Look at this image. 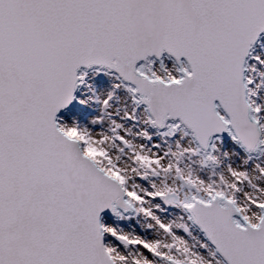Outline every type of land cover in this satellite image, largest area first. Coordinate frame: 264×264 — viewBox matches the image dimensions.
<instances>
[{
	"label": "snow or ice",
	"instance_id": "snow-or-ice-1",
	"mask_svg": "<svg viewBox=\"0 0 264 264\" xmlns=\"http://www.w3.org/2000/svg\"><path fill=\"white\" fill-rule=\"evenodd\" d=\"M262 36L264 0H0V264H264V165L222 167L214 140L264 156ZM93 66L135 107L120 115L110 92L99 130L59 124ZM141 106L134 132L121 121ZM190 225L210 258L178 234Z\"/></svg>",
	"mask_w": 264,
	"mask_h": 264
},
{
	"label": "rangeland",
	"instance_id": "rangeland-1",
	"mask_svg": "<svg viewBox=\"0 0 264 264\" xmlns=\"http://www.w3.org/2000/svg\"><path fill=\"white\" fill-rule=\"evenodd\" d=\"M261 45H264V37L261 39V43L256 46V52L260 51ZM255 54V53H254ZM167 62V61H166ZM118 83L116 79L114 78V75L111 74H103L98 71H90L86 73V79L84 86L80 87L75 104L65 113H63L59 119V124H71L73 122L82 125L84 127H88L92 129L93 131H96V126L91 125L89 126L87 124V120L90 118L96 119L100 115V106L95 103V100L97 98H101L100 93V87H103L106 90V94L112 92L114 93V99L112 101L113 108L117 109L114 105V100H124L125 104L127 106L124 107L123 110L117 109L120 112V115H123L125 111L131 112L132 107L128 105L129 98L126 94V92L123 90V88L116 89L113 87ZM90 86V87H89ZM79 100H85L86 104L81 105L77 101ZM135 107V106H134ZM136 123L133 124L131 121H121L124 123L125 127H131L134 132L138 131L141 128H144L145 126L142 124V121L144 120L143 117V110L142 107L137 109L136 111ZM107 126V124L105 125ZM147 131L149 134L153 137L152 143H159L162 148H166L167 145L165 144V140H167L168 143H173L174 139L168 140V138L161 136L162 132H159L155 130L154 128H147ZM71 137L78 138L75 134H73ZM217 147L219 148L218 155L221 157L223 163L222 167L226 166L228 164H231L232 166H244L245 168L251 170L255 163H262L264 165V156L260 155L255 158L251 157L250 160H248L249 156H247L245 153H241V148L236 147L235 143L231 139L224 138L220 141H217ZM227 153L228 156H225L224 154ZM86 155L89 156L91 159H97V155L93 152H88ZM248 160L247 165H244V161ZM219 170V169H218ZM217 170V171H218ZM201 175L206 178L207 176V170L204 172H201ZM257 183L262 184V179L260 181H257ZM161 207L164 209L162 213H160L161 218L167 221H175L177 223L179 222H187L186 216L184 212L180 209H177L175 211L173 207L165 206L161 204ZM183 218V219H181ZM102 224H105L106 226H112L116 227L118 230L123 229L124 231L134 232L137 235H141L146 238H151L153 233L151 230L147 229L145 226V221L141 217H136L134 215H131V218H125L124 220L120 219H108L103 218ZM191 229V236L185 235L182 231L178 234L184 236L185 239L189 241V243L194 244L196 246V250L200 251L206 258L209 257V253L213 250H210L209 245L208 249H200V243H207L206 241H202L201 234L194 228L190 227ZM105 243H111L113 245H119V243L115 242L112 238L106 237Z\"/></svg>",
	"mask_w": 264,
	"mask_h": 264
},
{
	"label": "water",
	"instance_id": "water-1",
	"mask_svg": "<svg viewBox=\"0 0 264 264\" xmlns=\"http://www.w3.org/2000/svg\"><path fill=\"white\" fill-rule=\"evenodd\" d=\"M262 37H264V36H262ZM262 37H261V39H262ZM167 63H169V65L172 63V61H167ZM93 70H95V71H98V72H100V73H103V74H111V75H114L115 76V74L114 73H109L108 72V70L107 69H98L96 66H93L92 68H81L80 69V72L81 73H88V72H90V71H93ZM117 81V80H116ZM79 89L80 88H78L77 90H76V92L74 93V96L75 97H77V93H78V91H79ZM127 94V93H126ZM127 96H128V94H127ZM129 98V97H128ZM129 100H130V98H129ZM75 102H76V100H74L73 101V103L71 104V105H69V107L68 108H66V109H64V110H62L61 112H59L58 114H57V122H58V119H59V117L63 114V113H65L66 111H68L74 104H75ZM131 102V101H130ZM133 107H134V105H132ZM142 107V110H143V106H141ZM143 117H144V119H145V116H144V114H143ZM155 130H157V131H159V132H163V131H165L164 129H156V128H154ZM70 138H72V139H76V138H73V137H70ZM224 138H227V139H231L232 140V138H231V136H229L228 135V133H223V134H218V136L217 137H214V140L215 141H220V140H222V139H224ZM235 143V142H234ZM235 146L236 147H240L237 143H235ZM241 148V147H240ZM241 153H245L247 156H249V155H251V157H253V158H255V157H257V156H260V154L259 153H254V154H249V153H246L242 148H241ZM262 184H264V178H262ZM185 214V213H184ZM185 216H186V214H185ZM103 218H108V219H118V218H116L115 216H113L112 215V213L110 212V211H105L104 213H102V215H101V223H102V219ZM186 219H187V217H186ZM190 227H192V228H196L198 231H199V233L201 234V237H202V241H206V238L204 237V234L199 230V228L197 227V226H195V225H190ZM111 238V237H110ZM113 239V238H112ZM114 240V239H113ZM115 242H117V243H119L118 241H116V240H114ZM207 242V241H206ZM209 248H210V250H213L214 251V247L211 245V244H209Z\"/></svg>",
	"mask_w": 264,
	"mask_h": 264
},
{
	"label": "bare ground",
	"instance_id": "bare-ground-1",
	"mask_svg": "<svg viewBox=\"0 0 264 264\" xmlns=\"http://www.w3.org/2000/svg\"><path fill=\"white\" fill-rule=\"evenodd\" d=\"M100 93H101V99L104 98L107 94H106V90L103 87H100ZM114 105L116 106L117 109L123 110L125 106H127L125 104L124 100H114ZM128 105L130 107H132L131 102L129 100ZM94 120L93 118H90L87 120V124L89 126H91V121ZM95 130H99L97 127L95 128ZM217 142V141H216ZM175 211H177V208H173ZM181 211V210H180Z\"/></svg>",
	"mask_w": 264,
	"mask_h": 264
},
{
	"label": "clouds",
	"instance_id": "clouds-1",
	"mask_svg": "<svg viewBox=\"0 0 264 264\" xmlns=\"http://www.w3.org/2000/svg\"><path fill=\"white\" fill-rule=\"evenodd\" d=\"M94 154H96L95 152H93Z\"/></svg>",
	"mask_w": 264,
	"mask_h": 264
}]
</instances>
